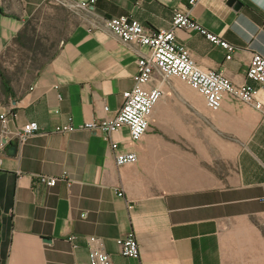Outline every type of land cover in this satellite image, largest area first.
<instances>
[{
    "label": "crops",
    "instance_id": "obj_1",
    "mask_svg": "<svg viewBox=\"0 0 264 264\" xmlns=\"http://www.w3.org/2000/svg\"><path fill=\"white\" fill-rule=\"evenodd\" d=\"M239 1L234 8L227 0H200L190 10L237 47L230 59L196 31L177 29L175 36L200 67L254 84L245 71L252 52L264 57V0ZM184 4L95 0L93 11L167 29L173 9ZM69 14L56 0H0V264H86L89 235L100 237L116 264H264V109L226 98L212 110L178 77L160 83L155 75L147 87L160 86L162 96L148 130L135 142L125 126L112 134L121 151L138 157L117 166L101 133L53 128L69 117L77 125L103 116V105L110 114L118 109L121 93L133 86L138 47L90 27L76 11L48 61L31 69L21 55L33 19L51 27ZM20 72L26 78L14 85L11 76ZM257 98L264 105L263 91ZM30 121L37 132L17 144L14 133ZM42 175L59 180L47 186ZM131 231L139 259L121 255L116 244Z\"/></svg>",
    "mask_w": 264,
    "mask_h": 264
},
{
    "label": "built area",
    "instance_id": "obj_2",
    "mask_svg": "<svg viewBox=\"0 0 264 264\" xmlns=\"http://www.w3.org/2000/svg\"><path fill=\"white\" fill-rule=\"evenodd\" d=\"M57 3L73 12L81 11L86 14L90 27H102L110 30L123 43H131L138 47L135 64L136 71L132 76L133 86L121 93V105L113 111L107 105L102 110L105 115L96 116L77 125L71 118L66 123L56 125L53 132L67 133L75 129H86L101 133L107 141L117 166L135 163L138 159L135 152L121 151L118 141L112 134L125 126L131 141H138L148 130L149 115L162 96L160 86L147 87L153 82L155 75L158 81L164 82L168 77L175 76L191 88L200 93L207 107L217 110L224 99H234L255 109H264V105L257 98L259 91L264 92V57L252 52L245 71L249 83H233L221 70L204 69L193 59L188 48L177 42L175 31L185 29L196 31L214 45H218L226 52L225 59H230L237 47L217 34L208 31L190 16V10L200 0H185L183 7H175L172 12L170 26L167 29H155L139 22L130 15L101 17L93 11L95 0H56ZM4 122V121H3ZM38 130L36 121H30L17 130L13 139L19 145L27 141ZM38 180L47 186H54L59 177L42 175ZM121 195V192L118 193ZM74 235L68 240L74 245ZM87 256L86 264H116L110 255L103 249L102 240L96 235L86 237ZM121 255L139 259V243L133 231L116 239Z\"/></svg>",
    "mask_w": 264,
    "mask_h": 264
},
{
    "label": "rangeland",
    "instance_id": "obj_3",
    "mask_svg": "<svg viewBox=\"0 0 264 264\" xmlns=\"http://www.w3.org/2000/svg\"><path fill=\"white\" fill-rule=\"evenodd\" d=\"M62 10V9H61ZM61 10L56 11L61 15ZM72 14L70 18H55L54 25L49 27L41 22L39 17L33 19L28 28V48L21 51L23 59L29 60L28 67L31 69L40 67L48 61L57 48L65 41L67 33L75 23V12L69 10ZM2 77L3 74H2ZM14 78L12 83L20 85L25 80L26 75L22 72L11 76ZM3 82L7 81L3 78ZM4 248V238L0 236V256Z\"/></svg>",
    "mask_w": 264,
    "mask_h": 264
},
{
    "label": "water",
    "instance_id": "obj_4",
    "mask_svg": "<svg viewBox=\"0 0 264 264\" xmlns=\"http://www.w3.org/2000/svg\"><path fill=\"white\" fill-rule=\"evenodd\" d=\"M227 2H228V4H231V5L233 4L234 8H238L241 5L239 0H227ZM16 150H17L16 145H11L8 147V152L11 154H14L16 152ZM47 240H49V239H47Z\"/></svg>",
    "mask_w": 264,
    "mask_h": 264
},
{
    "label": "trees",
    "instance_id": "obj_5",
    "mask_svg": "<svg viewBox=\"0 0 264 264\" xmlns=\"http://www.w3.org/2000/svg\"><path fill=\"white\" fill-rule=\"evenodd\" d=\"M3 83H4L5 88H7L6 85H5V82H3ZM3 259H4V252L2 250V253H1V256H0V263L3 262Z\"/></svg>",
    "mask_w": 264,
    "mask_h": 264
}]
</instances>
